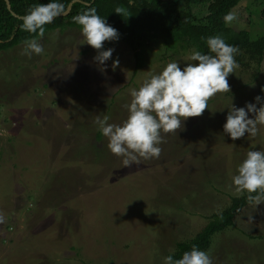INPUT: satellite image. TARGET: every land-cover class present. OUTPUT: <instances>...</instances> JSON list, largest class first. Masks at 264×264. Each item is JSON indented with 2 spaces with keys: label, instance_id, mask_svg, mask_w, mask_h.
I'll list each match as a JSON object with an SVG mask.
<instances>
[{
  "label": "rangeland",
  "instance_id": "1",
  "mask_svg": "<svg viewBox=\"0 0 264 264\" xmlns=\"http://www.w3.org/2000/svg\"><path fill=\"white\" fill-rule=\"evenodd\" d=\"M263 6L243 0L228 25L264 35ZM81 40L80 30L54 31L38 40L41 55H21L24 46L0 55V132L7 131L0 135V264H164L241 197L231 178L248 151L264 150V127L233 141L223 125L231 105L264 101V61L237 67L227 78L231 92L217 93L200 117L165 136L158 159L124 167L99 139L96 118L122 124L130 89L170 62L181 69L198 62L188 52L164 58L163 46L153 45L136 70L125 44L105 42L103 50L114 51L99 65ZM206 252L212 264H264V204L245 208Z\"/></svg>",
  "mask_w": 264,
  "mask_h": 264
},
{
  "label": "clouds",
  "instance_id": "2",
  "mask_svg": "<svg viewBox=\"0 0 264 264\" xmlns=\"http://www.w3.org/2000/svg\"><path fill=\"white\" fill-rule=\"evenodd\" d=\"M122 15L124 10L117 7L114 11ZM65 14V6L58 2L38 4L20 17L23 31L34 37L42 38L45 26ZM237 20V14L230 11L224 16L225 24ZM81 31V45H88L97 51L94 61L104 65L113 54L114 49L103 50L105 42L116 41L118 31L107 24L106 20L97 14L94 7L73 17ZM208 53L193 50L189 59L198 63H188L181 69L178 62H170L158 74H150L139 89H130V102L123 107L127 110V119L122 124L108 123L109 117L99 116L96 123L102 135L107 138L109 152L122 158L124 167L139 165L142 161L158 159L162 153L160 145L165 143V136L176 135L182 130L188 118L200 117L208 108L210 99L217 93L231 92L228 83L229 75L233 74L238 64L235 55L238 48L229 45L219 36L208 37L206 40ZM44 52L38 39L24 41L21 55L29 59L33 55ZM119 60L113 62L115 70ZM105 71L104 68L100 69ZM264 91V89H262ZM256 103H248L243 108L234 105L228 109L226 123L223 125L224 134L236 141L247 136L255 137L260 127H264V101L260 96ZM257 104L261 106L257 108ZM252 114L253 118H249ZM7 135V131L0 132ZM230 189L237 196H244L250 206L256 208L264 204V150H250L246 158L237 168V174L231 178ZM252 221V216L248 218ZM5 218L0 213V224ZM164 264H212V258L205 252L193 247L185 252L180 259L165 257Z\"/></svg>",
  "mask_w": 264,
  "mask_h": 264
},
{
  "label": "trees",
  "instance_id": "3",
  "mask_svg": "<svg viewBox=\"0 0 264 264\" xmlns=\"http://www.w3.org/2000/svg\"><path fill=\"white\" fill-rule=\"evenodd\" d=\"M76 1V2H75ZM11 10L5 0H0V55L3 52L24 46V41L36 38L20 27V17L38 4L49 2L62 3L65 13L73 3L71 11L57 17L53 23L45 26L49 32H65L68 29L80 30L73 22V17L94 7L97 14L114 27L119 34L116 41L109 42L105 48L123 43L136 60V70L143 67V55L146 49L163 46L166 57H177L179 54L192 53L193 50L207 54L206 40L219 35L229 45L238 48L235 60L238 67L249 70L264 61V35L252 38L247 30H236L224 22V16L236 9L243 0H9ZM117 7L124 10L122 15L114 11ZM239 16L247 20L246 13ZM245 12V10H244ZM264 21V6L260 11ZM1 109V107H0ZM101 139L102 133L98 134ZM247 194L233 198L229 206L209 218L205 228L193 239L179 242L175 251L170 254L173 259L182 258L185 252L193 247L208 251L216 234L234 228L236 219L249 207Z\"/></svg>",
  "mask_w": 264,
  "mask_h": 264
},
{
  "label": "water",
  "instance_id": "4",
  "mask_svg": "<svg viewBox=\"0 0 264 264\" xmlns=\"http://www.w3.org/2000/svg\"><path fill=\"white\" fill-rule=\"evenodd\" d=\"M5 1H6V3H7V7H8V9L11 10V5H10L9 0H5ZM94 1H95V0H93V2H94ZM75 2H76V1H75ZM72 5H73V3L69 5L67 12H66L64 15H61V16H59V17H62V16L67 15V14L71 11Z\"/></svg>",
  "mask_w": 264,
  "mask_h": 264
}]
</instances>
